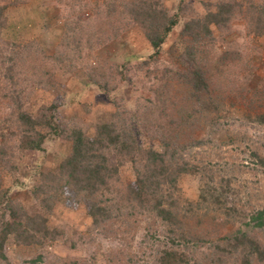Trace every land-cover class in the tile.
Masks as SVG:
<instances>
[{"label":"rangeland","instance_id":"374dc122","mask_svg":"<svg viewBox=\"0 0 264 264\" xmlns=\"http://www.w3.org/2000/svg\"><path fill=\"white\" fill-rule=\"evenodd\" d=\"M261 10L264 0H0V264H160L167 251L189 264H264ZM176 15L155 54L147 34ZM52 106L62 133L36 123L44 143L26 147L20 112ZM102 126L113 129L94 144L106 183L77 193L58 172L65 135L93 139ZM118 132L138 139L132 151L118 149ZM91 202L104 209L97 222Z\"/></svg>","mask_w":264,"mask_h":264},{"label":"trees","instance_id":"16d2710c","mask_svg":"<svg viewBox=\"0 0 264 264\" xmlns=\"http://www.w3.org/2000/svg\"><path fill=\"white\" fill-rule=\"evenodd\" d=\"M219 6L223 8L221 9L220 12L213 14L214 17L212 21L216 23L217 21L220 20L224 24L223 25L218 24V25H221L219 26L220 28H224L227 26V22L229 21V17L226 14L231 11V5L229 4V2H225L223 3V5H219ZM261 11H264V10H261ZM161 15L160 17L164 19ZM257 16L258 17H256V19H253L254 21L256 20L255 21L256 28L254 30V33L259 34L261 31H264V15L263 17L259 14ZM197 21L198 20H193V21L188 22L186 25L187 28L189 27L190 29H192V26L195 25V22ZM166 22L167 24L164 27L162 26L163 29L160 27L158 28L156 32H153V34H147V38L149 39L151 46L155 49V52H154L155 54H158L160 46L164 42V39L167 33H169V31L176 25L177 15L168 19ZM187 28H186V31L188 30ZM197 28H200L201 30L205 32L204 35H207V38L210 39V42L217 43L215 42L217 41L216 37L213 35L209 26L206 23H202L201 25L197 26ZM193 72L195 73L198 84L199 85L205 84L203 74L199 70H194ZM194 89L195 90L193 94H197L196 88ZM52 107H53L52 109L46 108L45 111L43 112L44 114H41L39 117H36V118H33L32 116L28 115L25 112H20L19 118L21 122L26 125L25 127L28 128L26 129V132L33 134L32 136L31 135L25 136L26 137L25 139L26 147L30 149H34V150H38V149L40 150V148L42 147V144L44 143L45 137L39 134V132H37V130L33 128L34 124L36 123L43 122L44 126L53 128L54 132L60 131L62 133L61 128L60 130H59V127L56 128V124L54 123L53 114L52 112L50 113V111L54 110L55 108L54 106ZM115 125L116 124L114 123L113 126ZM112 131L113 129H110L107 126H102L101 131H97L96 137L93 139L85 136L83 132L78 128L71 129V131L65 135V138H68L71 140L72 148H71V153L69 154V156L63 162L60 163L58 172L59 174L64 175V176L66 174L65 179H64L66 186H68L67 184L70 183L72 186H74L73 188L75 189L77 193L82 192V191H89L90 193H93V191H95L99 187V185H104L106 183V177L104 174L108 169L107 164H106V158L104 154L102 153H99L98 155L96 154V151L94 150L95 149L94 144L101 143L105 139V137H107L108 135L112 133ZM115 135L116 136L113 135L114 142L120 151L130 152L134 149V147H136L135 144L136 142H138V139L136 137L135 138L133 137L134 139L133 138L131 139L130 136H133V135H130V136L127 135V137L126 136L124 137L121 132H118ZM155 156L161 157V155L153 154V157H151V160L153 162L157 160ZM98 157L100 159H97ZM153 179L152 181H149L147 183H144L142 181L144 186L141 185L142 183L140 179L139 180L137 179V181L140 182L137 184V186H139V190L142 191L144 187L151 189V187L153 186L152 185ZM129 189L134 191V187L132 186H130ZM4 193L5 191L2 192L1 194L4 197V200L6 199L5 202L7 206H9L11 211H13V209H15L13 206V201L7 198L6 194L4 195ZM169 210L170 209L168 208H159L158 214L161 218L169 219L170 218L169 216L171 213ZM103 211L104 209L97 206V204L92 203V202L89 203L88 212L96 222L98 221L97 219L98 215H100V213H102ZM14 212L15 211H13V213ZM16 215H17L16 213L12 214L13 221L17 222V224L20 225L21 220H19V218ZM37 218H40V217H37ZM254 218L259 220L258 223L261 224L264 221V209L259 210L254 216ZM41 224H44V223H41ZM5 226L7 228L10 227L11 222L10 221L6 222ZM47 233L48 232H46V230L42 231V235L44 236ZM32 239H33V236H29L27 241L30 242ZM33 240H35V238ZM183 256H184L183 254H180V256H177V253L167 251L165 252L164 257L160 260V264H189L186 260H184ZM40 261H41V257L37 256L35 258H31L30 260L25 261L24 264H39Z\"/></svg>","mask_w":264,"mask_h":264}]
</instances>
